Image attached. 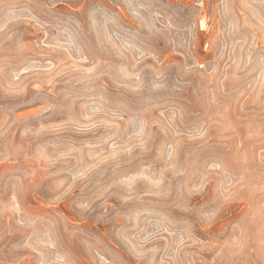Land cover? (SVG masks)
I'll return each mask as SVG.
<instances>
[{"label": "rangeland", "instance_id": "rangeland-1", "mask_svg": "<svg viewBox=\"0 0 264 264\" xmlns=\"http://www.w3.org/2000/svg\"><path fill=\"white\" fill-rule=\"evenodd\" d=\"M0 264H264V0H0Z\"/></svg>", "mask_w": 264, "mask_h": 264}]
</instances>
